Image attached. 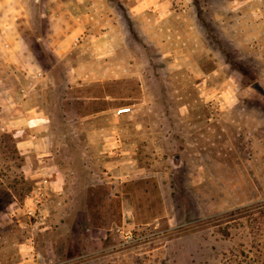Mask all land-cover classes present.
Here are the masks:
<instances>
[{"label": "rangeland", "instance_id": "1", "mask_svg": "<svg viewBox=\"0 0 264 264\" xmlns=\"http://www.w3.org/2000/svg\"><path fill=\"white\" fill-rule=\"evenodd\" d=\"M46 2L0 0V264H264V0Z\"/></svg>", "mask_w": 264, "mask_h": 264}, {"label": "crops", "instance_id": "2", "mask_svg": "<svg viewBox=\"0 0 264 264\" xmlns=\"http://www.w3.org/2000/svg\"><path fill=\"white\" fill-rule=\"evenodd\" d=\"M52 4H53L52 9H58V0H47L45 5L52 6ZM55 22H57V20H55ZM55 29L58 30V24L57 23H55ZM60 29H63V28L60 26ZM32 58H33V55L30 53L29 56H28V59L30 60L28 62V70H29V72L33 71V68L31 66L32 64L30 63ZM26 109H28V111L31 110L34 113V114L33 113H26V115H28V116H24L26 120L30 121V123L36 124L37 126L42 127L44 129H45V127L50 125L51 119L47 115L45 109L43 108V106L41 104L32 105V106H29ZM42 133H43V131H42ZM28 142L22 141L23 147L25 149H27L28 146H29ZM46 170H50V169L47 168ZM64 173H65V171H64V168L62 167V165L61 166L58 165V177H56V181H57V184H58V196H60L61 193L65 192V190H64L65 189ZM53 181L54 180L45 179V182H46L48 187L53 183ZM156 249L158 250L159 248H155L154 250H156Z\"/></svg>", "mask_w": 264, "mask_h": 264}, {"label": "water", "instance_id": "3", "mask_svg": "<svg viewBox=\"0 0 264 264\" xmlns=\"http://www.w3.org/2000/svg\"><path fill=\"white\" fill-rule=\"evenodd\" d=\"M253 87L261 93H264V89L261 87L259 83H254Z\"/></svg>", "mask_w": 264, "mask_h": 264}, {"label": "built area", "instance_id": "4", "mask_svg": "<svg viewBox=\"0 0 264 264\" xmlns=\"http://www.w3.org/2000/svg\"><path fill=\"white\" fill-rule=\"evenodd\" d=\"M129 109H121L120 112H127Z\"/></svg>", "mask_w": 264, "mask_h": 264}]
</instances>
